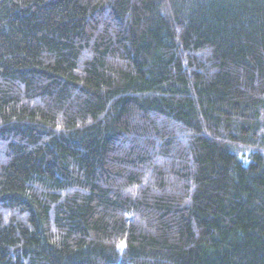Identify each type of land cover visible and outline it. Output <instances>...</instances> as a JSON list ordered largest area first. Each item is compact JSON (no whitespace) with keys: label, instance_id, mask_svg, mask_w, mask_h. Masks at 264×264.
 <instances>
[{"label":"trees","instance_id":"16d2710c","mask_svg":"<svg viewBox=\"0 0 264 264\" xmlns=\"http://www.w3.org/2000/svg\"><path fill=\"white\" fill-rule=\"evenodd\" d=\"M0 264H264V0H0Z\"/></svg>","mask_w":264,"mask_h":264}]
</instances>
